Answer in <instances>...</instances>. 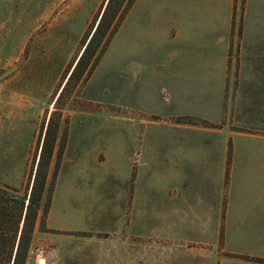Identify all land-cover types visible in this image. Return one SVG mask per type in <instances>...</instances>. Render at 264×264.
Returning <instances> with one entry per match:
<instances>
[{"label":"rangeland","instance_id":"rangeland-1","mask_svg":"<svg viewBox=\"0 0 264 264\" xmlns=\"http://www.w3.org/2000/svg\"><path fill=\"white\" fill-rule=\"evenodd\" d=\"M107 1L0 0V73L21 64L0 83V184L31 191L53 117L59 122L48 177L50 183L57 172L53 227L47 217L49 230L41 231L39 221V231L64 235L69 244H106L102 264H112L119 251L126 257V247L113 244L132 241L135 264H142L148 252L159 257L161 218L171 225L178 218L166 204L182 175L181 148L211 146L217 162L228 148L223 198L235 146L260 140L239 135L257 132L264 106L231 73L218 91L220 106L210 105L196 80L199 68L176 57V0H135L92 71L70 79ZM202 171L192 178L208 198L217 186ZM195 214L174 231L183 235L185 227L186 236H198ZM62 226L68 228H54ZM219 236L222 243V230Z\"/></svg>","mask_w":264,"mask_h":264},{"label":"crops","instance_id":"crops-1","mask_svg":"<svg viewBox=\"0 0 264 264\" xmlns=\"http://www.w3.org/2000/svg\"><path fill=\"white\" fill-rule=\"evenodd\" d=\"M175 20L176 57L182 59V64H189L190 59L194 67L199 68L201 74L196 80L201 89L208 91L210 105H216L217 109L220 106L218 91L225 88L226 75L231 73L240 75L239 89L247 90L249 99L264 106V0H176ZM256 130V133L239 135L260 140L255 146L248 145L245 140L235 146L223 198L218 191L223 184L221 179L226 180L228 148L219 151L218 162L211 146L181 148L179 166L182 175L171 190L176 195L166 204V211L177 213L178 218L172 225L169 219L167 222L161 218L159 257L153 258L148 252L144 254L142 264L147 261L153 264L156 258H160V264H264V120L257 122ZM210 167L213 168L207 171ZM219 168L223 169L220 178L217 176ZM202 170L206 175L212 174L209 177L217 186L208 198L195 191L197 183L193 178L200 177ZM166 183L172 186L168 181ZM68 206L62 207L61 211L69 209ZM198 206L202 209H196ZM52 207L53 204L49 217ZM194 213L191 219H197L194 228L199 235L191 239L186 236L191 232L185 227L183 235H178L176 232L180 230L176 227L185 224V215L193 216ZM149 215L151 212L144 213L145 218ZM49 217V227H53ZM38 226L39 222L27 264L103 263L106 244L93 241L65 243L64 235L53 238L48 232H40ZM221 230L222 243L219 240ZM146 245L151 247L149 243H144V247ZM125 247L128 250L126 257L120 251L114 253L112 264L136 263L134 242L112 245L116 250Z\"/></svg>","mask_w":264,"mask_h":264},{"label":"trees","instance_id":"trees-1","mask_svg":"<svg viewBox=\"0 0 264 264\" xmlns=\"http://www.w3.org/2000/svg\"><path fill=\"white\" fill-rule=\"evenodd\" d=\"M134 3L135 0L107 1L70 79L79 80L87 70L92 71ZM93 25L94 23L91 27ZM58 126L59 122L52 117L41 148L31 191L21 192L15 187L0 184V264H27L37 223L40 221L41 231L49 230L47 217L56 189L57 172L53 174L50 183L48 177L55 152Z\"/></svg>","mask_w":264,"mask_h":264},{"label":"water","instance_id":"water-1","mask_svg":"<svg viewBox=\"0 0 264 264\" xmlns=\"http://www.w3.org/2000/svg\"><path fill=\"white\" fill-rule=\"evenodd\" d=\"M20 65L21 64L14 65L13 67H10L0 73V83L7 79L10 75H12L16 70H18ZM41 260H43V258Z\"/></svg>","mask_w":264,"mask_h":264}]
</instances>
